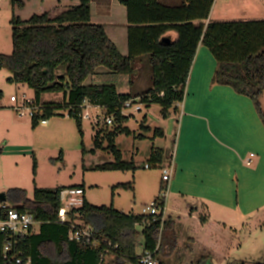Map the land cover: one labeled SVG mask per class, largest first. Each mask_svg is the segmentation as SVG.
<instances>
[{
    "label": "trees",
    "instance_id": "trees-1",
    "mask_svg": "<svg viewBox=\"0 0 264 264\" xmlns=\"http://www.w3.org/2000/svg\"><path fill=\"white\" fill-rule=\"evenodd\" d=\"M92 1L80 0L79 5L57 16L47 12L34 14L24 21L15 15V11L24 10L26 3L12 0L13 49L10 55L0 53V70L12 74L9 83L22 84L34 91L33 98L43 109L44 119H50L59 109L68 110L81 135V106L84 103L104 108L106 117H114L111 130V127L98 128L94 143L101 149L103 143L99 137L107 133L114 160L95 167V170H136L135 164L125 162L121 151L113 146L119 133H130L124 126L129 117L122 115L123 104L129 99L140 98V103L147 107L151 104L161 106L162 117L169 118L172 110L184 101L200 43L216 60L213 84L230 87L237 95L249 98L264 124L261 103L264 94V20L205 24L215 0H184L179 7L164 5L159 0H119L126 8L128 25V54L122 55L105 27L92 22ZM143 55H149L153 69L152 88L143 96L120 94L112 84H85L90 77L99 75V68L115 75H133L136 72L133 63ZM49 93L64 94V104L43 103V96ZM38 123L39 116L33 117V127ZM155 136L164 137V131L156 129ZM163 156L162 150H154L150 161L161 164ZM117 187L127 190L133 185L127 183ZM77 190L85 193V186L77 187ZM64 191V187H36L32 200L21 188L11 189L5 195L11 208L31 213L39 223V232L31 234L21 246L25 258H30L32 264H107L110 255L114 264H139L136 238L137 226L142 225L145 226L144 251L159 250L162 227L170 224L162 220L166 201L161 204L160 215L144 216L124 214L114 206L99 207L84 197L82 205L71 208L67 216L71 222L79 221L94 229L100 243L90 246L70 241V225L59 222ZM255 264H264V261Z\"/></svg>",
    "mask_w": 264,
    "mask_h": 264
},
{
    "label": "rangeland",
    "instance_id": "rangeland-1",
    "mask_svg": "<svg viewBox=\"0 0 264 264\" xmlns=\"http://www.w3.org/2000/svg\"><path fill=\"white\" fill-rule=\"evenodd\" d=\"M26 8L15 15L27 21L34 14L40 15L50 13L53 16L66 11V9L77 6L80 0H23ZM256 6L253 10L244 12L238 8L232 9V15H222L213 18V22L226 21H255L264 20V0H253ZM164 5L179 7L184 0H159ZM218 1L217 7L223 10V5ZM228 2V1H227ZM231 3H236L232 0ZM232 5V4H231ZM234 5V4H233ZM225 8V6H224ZM13 14L12 0H0V53L10 55L13 49L12 44V25L10 19ZM92 22L105 27L110 38L117 44L119 51L127 53L128 32H127V13L126 8L119 0H93L91 3ZM136 72L133 75H115L109 70L99 68V75L90 77L87 84L106 85L112 84L118 89L120 94L131 93L134 96H143L152 88L153 69L149 62V55H143L137 58L133 63ZM61 74L62 71H59ZM12 74L6 70H0V196L6 195L11 189L21 188L27 191L28 198L33 199L34 190L39 188H57L64 187L66 191L62 193V203L65 207H70V201L74 198L75 207L82 205L85 197L89 203L96 206H114V208L124 214L133 213L143 215L147 206L152 205L155 199L162 195L163 171L170 167V157L173 153L175 140L180 127L181 109H173L171 116L167 119L162 117V107L157 104H151L147 107L141 105L142 111L137 112L135 107L127 110L129 116L124 126L129 128L130 133H119L115 138L113 146L123 154L125 162L132 161L136 170L127 171H101L94 168L99 165H105L114 160V154L109 148V139L107 133L99 137L103 143L102 148L98 149L95 143L96 132L103 123L104 113L100 108L88 107L85 113H90V118L82 121L83 135L73 118L69 116L68 110L59 109L57 114L50 117L48 125H42L39 121L36 127H32V118L26 116L21 118L19 113L14 110L22 102L24 94L30 98L34 97V91L27 86L17 83H9L8 80ZM12 96L18 98V102H11ZM43 103L56 102L64 104V94L49 93L42 98ZM217 103V102H215ZM209 107V106H208ZM208 107H195V110H204ZM214 109V107L212 106ZM191 109V108H190ZM9 112H7V111ZM10 111L14 112L16 118H21L24 124L29 125L30 134L28 150L30 154L19 157L12 156L3 146V140L10 138L5 129L1 128L2 120H11ZM219 122L222 124L223 133L219 137L222 142V159L224 161L225 171L231 168L232 180L229 177L226 180V199L235 203L254 202V196L258 192L253 191L254 185L249 189L246 184L254 178L253 168L256 165V153L247 149L248 144L243 141L242 131L243 123L237 117L235 109L227 103L214 109ZM209 117V116H208ZM110 130L113 128L112 126ZM149 127V129L147 128ZM161 128L164 131V137L155 136V130ZM25 129V128H24ZM26 131V129H25ZM8 134V135H7ZM163 149L164 158L161 164H154L150 161V156L154 150ZM244 151L242 152V150ZM6 151L8 154H3ZM254 155L252 157L251 155ZM237 159L244 165L239 163ZM252 160L250 165L247 160ZM34 164L37 166L36 173ZM150 165V168H147ZM263 169V168H262ZM260 169V170H262ZM239 178V186L236 178ZM262 183V181H259ZM131 183L132 189H123L117 187L120 184ZM85 186V193L71 194V190H77V187ZM169 194V192H168ZM264 198V194L257 195ZM169 198V195H168ZM10 205L8 202L1 204ZM171 204V205H170ZM172 218L177 220L174 223L169 219L168 210L164 213V218L172 223V226H164L161 229L159 238V250L155 257L160 264H190L188 250L194 249L192 236H198L199 232L195 229L193 220L189 221L182 218V214L177 209L176 202L171 199ZM262 213L258 217H260ZM165 220V221H166ZM259 220V219H255ZM79 225L86 227L83 223L75 221ZM145 226H137V248L136 254L140 256L144 251L145 239L143 231ZM246 229V228H245ZM241 231L245 236L242 240V247L239 250L231 252L228 261L225 264H255L264 261V219L259 220V226L247 231ZM35 232H39V226L35 227ZM241 234V235H242ZM201 244L195 247L194 256L196 259L193 264H222L223 259L217 258L211 261L208 256H204L205 239ZM201 241V240H200ZM107 264H114L113 256H108ZM205 257V258H204ZM204 259V262H201ZM183 262V263H182ZM185 264V263H184Z\"/></svg>",
    "mask_w": 264,
    "mask_h": 264
},
{
    "label": "crops",
    "instance_id": "crops-1",
    "mask_svg": "<svg viewBox=\"0 0 264 264\" xmlns=\"http://www.w3.org/2000/svg\"><path fill=\"white\" fill-rule=\"evenodd\" d=\"M218 1L215 0L211 15L205 24L213 23L214 17L232 15V9L238 8L248 12L256 6L253 0H234L236 3H231L232 0H221L220 5H223V10H220L217 7ZM17 11L20 13L23 10ZM121 53L128 54L125 51ZM216 69V60L212 53L200 43L187 82L184 101L177 105L180 113L182 107L184 111L181 114L177 139L169 161L173 164V170L169 180L166 210L169 209V219L177 223V220L172 218V214H175L170 206L173 199L178 211L183 215L182 218L193 220L195 229L199 232L198 236L191 237L194 249L201 244V236L206 240L203 246L206 251L204 256H208L212 262L221 258L224 260L222 264H225L231 252L242 247L245 236L241 231L259 226L260 217L264 219V198L257 196L264 194V124L249 98L237 95L230 87L213 84ZM224 103L232 106L237 112V117L243 123V141L248 144L246 150H252L251 152H255L257 157L255 168L251 173L254 174V178L252 175V180L247 182L246 186L251 189L254 185V192L259 190L254 196V202L245 205L226 199L224 178L226 176L232 180V175H230L231 168L228 172L225 171L222 142L218 141L223 133V127L214 112V109L222 107ZM261 103L264 108V94ZM201 106L209 107L204 110L193 109ZM10 114L11 120L3 119L1 123V128L5 129L10 137L3 140V146L12 156L28 155L30 154L28 150L31 151L28 147L29 125L21 121L24 117L16 118L13 111H10ZM160 150L164 152L162 148ZM8 153L3 152V154ZM239 163L244 165V161ZM236 180L240 191V180L238 177ZM260 213L262 215L258 217ZM194 249L191 248L188 254H185L190 258V264L198 259L194 256ZM184 263L186 264L187 260Z\"/></svg>",
    "mask_w": 264,
    "mask_h": 264
},
{
    "label": "built area",
    "instance_id": "built-area-1",
    "mask_svg": "<svg viewBox=\"0 0 264 264\" xmlns=\"http://www.w3.org/2000/svg\"><path fill=\"white\" fill-rule=\"evenodd\" d=\"M11 102L17 103L18 98L15 96H12ZM140 103V98L136 99H129L125 101L123 104L122 109V115H127V110L132 109L135 107L137 112L142 111ZM88 107L93 108H100L104 113V122H98L97 125H102V127H109L113 125L114 117L113 116H105V109L101 108L99 106H94L90 104L89 102L84 103L81 108L83 109V113L81 115L82 120L90 118V113H85L87 111ZM14 110H16L19 113L20 117H26L29 116L30 118H33L35 116H39V121L42 125H48V120L43 118L44 111L41 109L40 106H38L34 100V98H29L27 94H24L22 97V102L18 104L17 106H14ZM129 117V116H128ZM254 157V155H251ZM247 164L250 165L252 163V160H247ZM150 165H147V168H150ZM173 170V164L170 163L169 168H165L163 171V178L162 182L163 187L162 195L160 198H157L152 205L147 206V208L144 210V216H156L160 215L162 212V203L166 201V198L168 196L169 192V180L172 174ZM71 194H83L82 190H71V192L68 193ZM75 199L72 198L70 201V207H63L59 212V222L61 224H69L71 227L70 233H69V240L70 241H77L79 243H82L84 245H92L96 246L100 243V241L96 238L94 234V229L92 227H82L78 226L75 222H71L68 219L67 212L71 210V208L75 207ZM82 203V202H81ZM0 206V264H32V261L30 258H25L24 252L21 249V246L27 238L34 234L35 227L39 226V223L36 221L35 216H33L29 212H23L18 210L17 208H11L9 205L3 203ZM167 205V201H166ZM166 212V207L164 209V213ZM162 220L166 222L167 220L163 218ZM166 220V221H165ZM109 246H112L110 243ZM117 248V246H115ZM157 252H152L150 250L143 251V253L138 257L139 258V264H159L155 254Z\"/></svg>",
    "mask_w": 264,
    "mask_h": 264
},
{
    "label": "water",
    "instance_id": "water-1",
    "mask_svg": "<svg viewBox=\"0 0 264 264\" xmlns=\"http://www.w3.org/2000/svg\"><path fill=\"white\" fill-rule=\"evenodd\" d=\"M164 40H165V41H169L168 38H165ZM0 200H1V202H5V201H6V197H5L4 194H2V195L0 196Z\"/></svg>",
    "mask_w": 264,
    "mask_h": 264
}]
</instances>
